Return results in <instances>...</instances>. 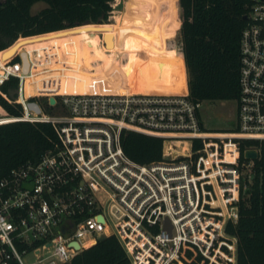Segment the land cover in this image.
I'll use <instances>...</instances> for the list:
<instances>
[{
    "label": "built area",
    "instance_id": "obj_1",
    "mask_svg": "<svg viewBox=\"0 0 264 264\" xmlns=\"http://www.w3.org/2000/svg\"><path fill=\"white\" fill-rule=\"evenodd\" d=\"M239 48V97L228 130L208 129L201 103L188 91L98 92L86 83L83 92L47 94L40 89L57 79L52 54L31 70L27 93L20 54L19 61H5L2 67L12 71L0 85L16 77L15 102L23 108L9 122L50 123L57 140L37 161L0 178V264H68L109 236L129 264H184L186 249L209 264H236L237 238L226 224L238 220L241 191L260 155L258 145L241 151V144L264 141V0L250 5ZM57 60L65 72L73 68ZM22 92L40 113H26ZM39 95L54 97L48 104L64 113H44L34 99ZM124 131L161 138L162 158L144 164L129 158L121 144ZM247 149L257 150L258 158L246 159Z\"/></svg>",
    "mask_w": 264,
    "mask_h": 264
},
{
    "label": "trees",
    "instance_id": "obj_2",
    "mask_svg": "<svg viewBox=\"0 0 264 264\" xmlns=\"http://www.w3.org/2000/svg\"><path fill=\"white\" fill-rule=\"evenodd\" d=\"M131 1L149 8L148 25L139 24L133 30L126 49L112 51L105 50L99 41L113 0H0V83L12 71L2 64L15 54L23 56L26 68L22 71L26 72L34 53L51 44L69 43L75 51L80 50V56L71 63L75 71L80 57L86 60L92 55L103 60L104 69L91 86L98 92L126 91L125 88L131 93L188 91L191 100L199 103L238 99L239 42L247 23L243 17L253 0ZM37 2L46 6L33 14L31 8ZM86 24H90L89 32ZM126 53V61L120 63L121 55ZM13 61H19V57ZM53 67L64 72L57 93L71 84L70 88H86V76L79 74L77 83L72 81L75 73L65 72L63 65L55 61ZM29 77L25 76L27 93H31ZM17 84L18 79L10 76L0 85V106L7 114L0 112V119L23 115L22 105L15 102ZM40 91L54 93L51 85ZM23 102L26 106V100ZM26 113L29 115L27 108ZM56 140L47 122L19 120L0 124V178L15 167L37 161ZM121 144L125 154L138 163L162 158L161 138L124 131ZM250 145H258L260 155L246 189L241 191L238 220L226 224L227 233L237 238L236 264H264V141H244L241 151ZM172 152L176 154L177 150ZM182 262L209 264L190 249L184 251ZM68 264H129V260L119 241L109 236L74 256Z\"/></svg>",
    "mask_w": 264,
    "mask_h": 264
},
{
    "label": "rangeland",
    "instance_id": "obj_3",
    "mask_svg": "<svg viewBox=\"0 0 264 264\" xmlns=\"http://www.w3.org/2000/svg\"><path fill=\"white\" fill-rule=\"evenodd\" d=\"M46 4L44 2H37L35 3L32 8L31 12L37 13L39 10L44 8ZM111 14L108 18V21L106 23L113 24L115 26V47L112 51H122L126 49L127 42L130 36L132 35V32L135 28L138 27L139 24H145L148 25V18H149V8L145 5L134 3L131 0H113L111 3ZM87 28V32H89V26L90 24L85 25ZM102 41H99L101 44ZM23 50H26L23 48ZM106 53V52H105ZM54 55V61H66L65 64H71L77 57L80 56V50L78 49L75 51V48L72 44L69 43H61L58 45H48L46 46L42 51L39 53H34L31 57V63L30 67L28 68V71L23 72L22 71V77H25L27 75H31V70L40 69L42 64L47 63V57L49 55ZM108 53H106L107 55ZM15 54L12 56L13 58L17 56ZM39 55V57H37ZM126 54H122L119 62L123 63L126 61ZM10 59H13V58ZM36 59V60H35ZM10 61V60H9ZM34 62V63H33ZM59 63V62H57ZM79 69L72 70L68 69L66 71H69V73H75L74 78L72 81L80 83L79 82V74L83 75V72L86 73V83H89L92 86V83L98 78L100 72L102 71L104 62L102 59H99L96 56H90L88 59H84L83 57H80L79 59ZM63 65L62 63H59ZM73 66V65H71ZM22 68H26V64L22 61ZM52 69H55L56 73L54 74V79L51 82V87L53 89L54 93L58 92L59 86L64 78V72L59 67H53ZM51 73V72H50ZM47 74L39 73L37 77H41L43 75ZM48 79V76H47ZM81 81V80H80ZM71 85L68 86L67 89L70 88ZM66 89V90H67ZM34 99L41 105L42 111L44 113H47L48 115H59L64 113V110L60 105L51 107L46 104V97L45 96H35ZM20 100L25 101L24 93L22 92L20 95ZM200 115L202 118V121L204 125L210 129V130H228L231 129L234 126L235 123V116H236V102L234 100H219V101H203L200 105ZM0 112L6 116V112L4 109L0 106ZM9 116V115H8Z\"/></svg>",
    "mask_w": 264,
    "mask_h": 264
},
{
    "label": "bare ground",
    "instance_id": "obj_4",
    "mask_svg": "<svg viewBox=\"0 0 264 264\" xmlns=\"http://www.w3.org/2000/svg\"><path fill=\"white\" fill-rule=\"evenodd\" d=\"M102 42H103L105 50H113L114 49V47H115V26L113 24H108L106 22L103 23ZM69 90H77V91L83 92V91H86V88L85 89H82V88H79V89L69 88V89H67L65 91H69ZM124 90H126V91H119V93L128 92L127 88H125ZM26 108H27V111H28L29 114H35V113L39 112V109L34 104H29L28 105L27 101H26ZM11 120L12 119H0V123L1 122L4 123V122H7V121H11Z\"/></svg>",
    "mask_w": 264,
    "mask_h": 264
},
{
    "label": "water",
    "instance_id": "obj_5",
    "mask_svg": "<svg viewBox=\"0 0 264 264\" xmlns=\"http://www.w3.org/2000/svg\"><path fill=\"white\" fill-rule=\"evenodd\" d=\"M243 18H244V19H247V15H244ZM22 57H23V56H21V59H22V61H24V58H22ZM48 102H49L50 105H53V104L55 103V98H54V97H49V98H48ZM29 104H34V105L39 109V112H38V113H40V108H39V106H38L37 103H35L34 101H30V102H28V105H29ZM243 156H244L246 159H248V160H249V159L256 160V159L258 158V152H257V150H255V149H247V150H245V151L243 152ZM164 229L167 230L168 232L171 231V226H170V222H169L168 219H166V220L164 221ZM73 246L76 247V248L79 247L78 244H76V243H74Z\"/></svg>",
    "mask_w": 264,
    "mask_h": 264
}]
</instances>
